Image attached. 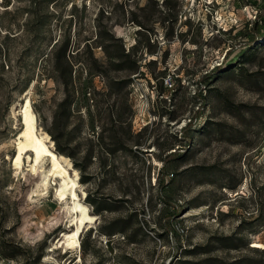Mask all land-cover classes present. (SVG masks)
<instances>
[{
	"label": "rangeland",
	"instance_id": "obj_1",
	"mask_svg": "<svg viewBox=\"0 0 264 264\" xmlns=\"http://www.w3.org/2000/svg\"><path fill=\"white\" fill-rule=\"evenodd\" d=\"M32 84L81 249L49 161L13 171ZM0 264H264V0H0Z\"/></svg>",
	"mask_w": 264,
	"mask_h": 264
},
{
	"label": "bare ground",
	"instance_id": "obj_2",
	"mask_svg": "<svg viewBox=\"0 0 264 264\" xmlns=\"http://www.w3.org/2000/svg\"><path fill=\"white\" fill-rule=\"evenodd\" d=\"M34 85L32 84L27 89L23 96V102L18 104L22 129L15 142V153L12 158L13 171L16 174L22 173L25 157L29 170L33 173L38 172L44 161H49L50 168L48 167L49 170L46 171L38 185L45 190L49 187L48 184L52 179L58 180L59 185L55 190V196L58 200L68 203L73 213V217L69 221L68 232H63L55 245L56 247H65L66 251L81 249V234L97 221V215L91 213L78 194V188L81 187L78 182L79 173L74 168L71 159L55 150V144L49 134L38 125L37 115L30 99Z\"/></svg>",
	"mask_w": 264,
	"mask_h": 264
},
{
	"label": "built area",
	"instance_id": "obj_3",
	"mask_svg": "<svg viewBox=\"0 0 264 264\" xmlns=\"http://www.w3.org/2000/svg\"><path fill=\"white\" fill-rule=\"evenodd\" d=\"M168 82H170L171 83V79H169V81Z\"/></svg>",
	"mask_w": 264,
	"mask_h": 264
}]
</instances>
